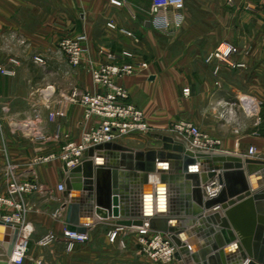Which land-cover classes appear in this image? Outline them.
<instances>
[{
  "label": "crops",
  "instance_id": "crops-1",
  "mask_svg": "<svg viewBox=\"0 0 264 264\" xmlns=\"http://www.w3.org/2000/svg\"><path fill=\"white\" fill-rule=\"evenodd\" d=\"M122 1L116 6L110 0H0V65L12 72H0V193L6 186L7 159L20 181L41 185L26 196V220L33 231L23 264L38 257L46 264H184L177 259L151 261L133 237H127L125 247L110 243L106 233L114 224L97 217L84 225L88 240L68 250L63 222L54 216L63 206L65 222L67 172L58 159L39 158L59 152L65 141L78 139L92 124L82 106L64 97L73 88L106 91L92 80L89 62H111L107 52L129 50L133 56L125 61L147 63L116 81L128 90V101L143 110L150 132L115 142L134 150L159 147L155 135L167 134L174 120L185 119L220 138L219 151L248 156L253 145L254 158L264 159V0H183L181 6L159 13L170 22L167 28L152 22L151 0ZM76 34L86 35L87 51L74 67L58 42ZM222 42L236 48L229 63L207 62ZM35 56L43 61L36 62ZM249 98L260 104L261 122L249 117ZM48 232L56 235L55 242L39 246L38 239ZM0 260H5L1 246Z\"/></svg>",
  "mask_w": 264,
  "mask_h": 264
},
{
  "label": "water",
  "instance_id": "water-1",
  "mask_svg": "<svg viewBox=\"0 0 264 264\" xmlns=\"http://www.w3.org/2000/svg\"><path fill=\"white\" fill-rule=\"evenodd\" d=\"M155 137L161 145L146 150L107 142L85 151L81 164L67 170V228L86 232L95 217L147 223L170 238L174 258L184 264H264V159ZM213 179L219 190L208 197L203 187ZM18 233L0 220V264H7Z\"/></svg>",
  "mask_w": 264,
  "mask_h": 264
},
{
  "label": "built area",
  "instance_id": "built-area-1",
  "mask_svg": "<svg viewBox=\"0 0 264 264\" xmlns=\"http://www.w3.org/2000/svg\"><path fill=\"white\" fill-rule=\"evenodd\" d=\"M110 3L116 6L123 4L122 0H110ZM183 0H151L149 15L152 22L157 26L169 27L170 22L163 16L159 17L162 10L171 7H179ZM180 20L174 24L179 26ZM107 26L115 28L113 22H107ZM127 34H130L127 32ZM86 35L76 34L72 37L63 38L58 42L60 51L66 56L69 64L76 67L82 64L86 48ZM236 48L228 42L220 43L206 57L207 62L217 60L218 62H227ZM106 56L111 60L109 63L89 62V72L92 80L106 89L105 92H89L79 88H73L64 99L82 106L84 118L92 120V124L85 128L78 139L65 141L57 153H52L40 159H58L67 172L79 164L84 159L85 151L94 145L107 142H115L123 136L132 133H148L150 126L146 121L144 112L141 108L128 101V90L116 80L118 78L132 75L147 67L146 62L125 61L132 58L133 54L129 50H122L118 54L107 52ZM36 62H42L40 56H35ZM11 62L17 63L13 58ZM218 67L215 68L217 70ZM0 72L6 75L12 72L4 69L0 65ZM189 93L188 88L184 89V94ZM248 111L250 115L255 116L259 121L260 107L253 98L248 99ZM53 116V113H50ZM2 121L0 118V129ZM167 134L178 139L185 140L189 147L200 151H219L222 140L218 137L200 130L195 124L185 119L174 120L167 130ZM34 138L44 139V136L35 134ZM256 147L251 145L248 148L247 155L256 156ZM6 186L0 193V220L19 227V233L14 245L12 255L7 258V264H23L28 254V242L32 234V227L26 220L29 210L26 196L41 190V185L35 181H20L14 171V166L7 159L5 172ZM60 191H64V185L59 184ZM208 197H213L219 190L216 179L211 180L204 187ZM64 207H59L54 216L63 222L62 232L67 240L66 248L71 250L75 243L87 241L89 236L87 232H77L69 230L66 222L63 221ZM107 239L110 243H117L121 247L126 246L127 237H133L138 246V250L148 257L151 261L168 263L173 261L176 247L170 238L161 232L153 231L145 223L143 226H122L114 224L107 233ZM53 232H48L37 241L41 247H47L56 240ZM30 264H46L42 258H33ZM242 264H249L246 259Z\"/></svg>",
  "mask_w": 264,
  "mask_h": 264
},
{
  "label": "rangeland",
  "instance_id": "rangeland-1",
  "mask_svg": "<svg viewBox=\"0 0 264 264\" xmlns=\"http://www.w3.org/2000/svg\"><path fill=\"white\" fill-rule=\"evenodd\" d=\"M259 107H260V104H259ZM249 117L251 118V119H253L254 118V120L256 121V122H261V119H262V114H261V108H260V113H259V121L256 119V117L255 116H252V115H249ZM0 118H1V116H0ZM203 131V130H202ZM205 132V131H204ZM238 131H236V133H237ZM207 133V132H206ZM252 133V132H251ZM0 171H2V165L0 164ZM3 185H4V183H3V180H2V176L0 175V192H1V189H2V187H3Z\"/></svg>",
  "mask_w": 264,
  "mask_h": 264
}]
</instances>
